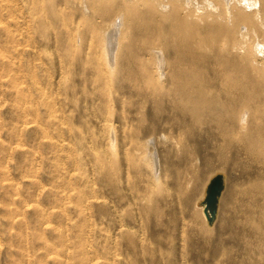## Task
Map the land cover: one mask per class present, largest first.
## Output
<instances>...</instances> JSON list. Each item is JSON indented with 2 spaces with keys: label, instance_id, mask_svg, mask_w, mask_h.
Listing matches in <instances>:
<instances>
[{
  "label": "rangeland",
  "instance_id": "rangeland-1",
  "mask_svg": "<svg viewBox=\"0 0 264 264\" xmlns=\"http://www.w3.org/2000/svg\"><path fill=\"white\" fill-rule=\"evenodd\" d=\"M260 5L0 0V264H264ZM182 40L203 61L191 46L182 61Z\"/></svg>",
  "mask_w": 264,
  "mask_h": 264
},
{
  "label": "bare ground",
  "instance_id": "bare-ground-1",
  "mask_svg": "<svg viewBox=\"0 0 264 264\" xmlns=\"http://www.w3.org/2000/svg\"><path fill=\"white\" fill-rule=\"evenodd\" d=\"M260 1H261V5H260V8H259V10H258V11H260V12H258L257 15L261 14V12H264V0H260ZM241 14H242L241 16H236V20L239 19V18L245 20L246 23L249 25L248 29L250 28V29H252V30H256V29L258 28L259 24L257 23V21H255L256 16H254V15L251 14V13L244 12V11H242ZM214 22H215V24H216V23H217V20L215 19ZM215 24H214V25H215ZM223 29H224V28H223ZM221 30H222V27H221L220 31H221ZM221 32H223V30H222ZM225 32H226V37H227V32H228V31H225ZM227 40H228V37H227ZM188 43H189V44H188ZM181 45H182L181 50H180V54H181L180 57H181V59H183V58L185 59V56H183V58H182V54H186V53H185V52H186V51H185L186 48H184V47L189 46V49H190V46H191V47H194V48H191V49H190V52L193 53V56H192V57L189 56L190 58H188V59H190V62H189V63H190V66H191L192 64L196 66V64H197L198 62L203 61V58H201L200 56H204V54H203L202 51L198 50V49L203 48V45H202V44H194V43H190V42H186V41L182 40V41H181ZM224 45H225L226 47H229L228 50H227V48H225L228 52H225L226 54L223 55V56H219L220 59H219V58H218V59L221 60V61H219V62H223V65L225 64V66H226V65L228 66V64L236 65V68H237V67L240 65L241 61H242V60L238 61V58H240V57H242V56H240V54H238V53H236V52H235V54L233 55V53H232L231 50H234V49H236V48L238 49V48H241V47H242L241 50L243 51V48H244V47H243V46L232 47V46H234V45H232V43L229 44L228 41L223 42V43H222V46H224ZM204 46H205V43H204ZM216 48H217V47H216ZM217 49H218V48H217ZM237 49H236V50H237ZM222 50H224V49H222ZM241 50H240V51H241ZM216 51H217V50H216ZM217 52H218V51H217ZM243 52H245V51H243ZM243 52H242V53H243ZM222 53H223V52H222ZM246 53H247V52H246ZM247 55H248V54H247ZM187 57H188V56H187ZM243 58H244V57H243ZM184 59H183L182 61H184ZM188 59H187V61H189ZM209 61H210V60H209ZM193 65H192V66H193ZM199 65H200V64H199ZM201 65H202V63H201ZM203 65H204V64H203ZM209 65H210V64H209ZM182 66H183V64H182ZM227 66H226V67H227ZM184 67H185V64H184ZM186 67H189V66H186ZM202 67L204 68V66H202ZM241 67H243V66H241ZM241 67H240V68H241ZM192 68H193V67H192ZM222 68L225 69L224 67H222ZM222 68L220 67V70H222ZM227 68H228V67H227ZM240 68H239V69H240ZM181 69H182V71H184L183 68H181ZM181 69H180V75H182V76L179 77V79L181 78V80L179 81V83H181V81H182V83H183L185 80L187 81L188 79H186L185 77H186L187 75H189L188 73H187V75H186V72H185V73L182 72ZM186 69H188L187 72L190 70L189 72L191 73V67L186 68ZM186 69H185V70H186ZM194 69H196V68H194ZM194 69H192V71H194V73H195V75H196V74L198 73V71H197V70L195 71ZM197 69L200 70L199 67H198ZM207 69L209 70V73L207 72V74H210V76H211V73H210V72H211V71H210V67L206 68V70H207ZM242 69H243V71L245 70L244 68H241L240 70L242 71ZM201 70H202V69H201ZM232 70H233V69H232ZM240 70H238V71H240ZM178 71H179V70H178ZM224 71H225V70H224ZM238 71H237V72H238ZM202 72H203V71H202ZM213 72H214V71H213ZM213 72H212V73H213ZM220 72H221V71H220ZM235 72H236V71H235ZM199 73H200V72H199ZM205 73H206V72H205ZM222 73H223V76H224V75H225V74H224L225 72H222ZM241 73L243 74L244 72H241ZM192 74H193V73H192ZM192 74H190V75H192ZM207 74H206V75H207ZM193 75H194V74H193ZM203 75L205 76V74H203ZM221 75H222V74H221ZM243 75H245V74H243ZM197 76H198V74H197ZM197 76H196V77H197ZM204 76H203V77H204ZM188 77H189V76H188ZM192 77H193V76H192ZM198 77L200 78V76H198ZM242 77H243V76H242ZM244 77H245V76H244ZM189 78H190V77H189ZM194 78H195V77H194ZM204 78H206V77H204ZM211 78H212V77H211ZM214 78H215V76H214ZM214 78H213V79H214ZM179 79H177V80H179ZM191 79H192V78H191ZM191 79H189V80H191ZM196 79H197V78H196ZM201 79H202V77H201ZM201 79H200V80H201ZM206 79H207V78H206ZM213 79H212V81H213ZM245 79H246V78H245ZM245 79H244V80H245ZM193 80H194V79H193ZM193 80H191V83H190V84H192ZM197 80H198V79H197ZM197 80H196L195 82H197ZM207 80L209 81V79H207ZM186 81H185V82H186ZM198 81H199V80H198ZM203 81L205 82V79H204ZM203 81H202V82H203ZM246 81H247V80H246ZM246 81L244 82V87H243V89L245 88V90H247V87H245V83H246ZM185 82H184L183 84H185ZM187 82H188V81H187ZM202 82H201V84H202ZM209 82H211V80H210ZM213 82H215V81H213ZM213 82H211V83H213ZM216 82H217V81H216ZM241 82H242V81H241ZM247 82H248V81H247ZM176 83H177V82H176ZM198 83H199V82H198ZM206 83H207V82H206ZM206 83H205V85H208V86H209V84H206ZM211 83H210V84H211ZM194 84H195V83H194ZM194 84H193V86H194ZM213 84H214V83H213ZM246 84H247V86H250V85H248V83H246ZM181 85H182V84H181ZM196 85H197V87H198V86H200V83H199V85L196 83ZM203 85H204V84H202V86H203ZM205 85H204L203 88L206 89L209 93H210V91L214 90V92H215V91H216V93L220 92L219 94H221V92L223 91L221 88H219V87L217 86V84L211 85V90H210L209 88H205V87H206ZM185 86H188V85H185ZM202 86H201V87H202ZM208 86H207V87H208ZM176 87H178V86L176 85ZM197 87H192V89H193V88L196 89ZM179 88L183 90V88H181V87H179ZM185 88H186V87H185ZM189 88H190V87L188 86V89H189ZM198 88H200V87H198ZM217 88H218V90H217ZM176 89H177V88H176ZM195 89H193V90L195 91ZM208 89H209L210 91H209ZM248 89H250V87H248ZM182 90H180V91H181V92H183V91H185V90L187 91V89H184L183 91H182ZM189 90H190V89H189ZM199 90H200V89H199ZM241 90H242V88H241ZM176 91H179V90H176ZM190 91H191V90H190ZM194 91H193V92H194ZM204 91H205V90H204ZM237 91H238V89H237ZM259 91H260V90H259ZM188 92H189V91H188ZM201 92H203V91H201ZM235 92H236V91H235ZM235 92H233V93H235ZM247 92H248V91H247ZM203 93H205V92H203ZM211 93H212V92H211ZM230 93H232V92H230ZM233 93H232V94H233ZM237 93H239V91H238ZM237 93H235L236 96H237ZM243 93H244V92H243ZM243 93H242V94H243ZM179 94H180V93H178V95H179ZM183 94H184V93H183ZM183 94H182V95H183ZM194 94H195V93H193V95H194ZM199 94H200V93H199ZM199 94L196 93V95H199ZM207 94H208V93H207ZM214 94H215V93H214ZM214 94H213V95H214ZM227 94H229V93H227ZM245 94H246V93H245ZM252 94H253V93H252ZM254 94H255V93H254ZM258 94H259V92H258ZM176 95H177V93H176ZM186 95L189 96V94H186ZM186 95H185V96H186ZM190 95H191V93H190ZM193 95H192V96H193ZM196 95H195V96H196ZM203 95H204V94H203ZM235 95H234V96H235ZM248 95H249L248 97L251 96L250 93H248ZM262 95H263V94H262ZM214 96H215V95H214ZM216 96H217V94H216ZM236 96H235V98H236ZM239 96H240V95H239ZM252 96H253V95H252ZM255 96H257V95H255ZM255 96H253V97H255ZM258 96H259V95H258ZM258 96H257V97H258ZM176 97H177V96H176ZM176 97H175V98H176ZM199 97H200V96H199ZM201 97H202V94H201ZM201 97H200V98H201ZM248 97H246V98H248ZM257 97H256V98H257ZM179 98H181V96H179ZM179 98H178L177 100H182V99H179ZM182 98H183V96H182ZM187 98H188V97L185 98L186 101H187ZM190 98H191V96H190ZM190 98H188V99H189V102H190ZM192 98H193V97H192ZM192 98H191V99H192ZM196 98H197V97H196ZM196 98H195V99H196ZM217 98H218V97H216V99H217ZM244 98H245V97H244ZM256 98H255V99H256ZM204 99H206V98L204 97ZM219 99H220V98H219ZM257 99H259V98H257ZM260 99H261V98H260ZM192 100H193V99H192ZM201 100H202V98H201ZM210 100H212V99H211V96H210ZM213 100H215V99H213ZM175 101H176V100H174V102H175ZM198 101H199V100L197 99L196 103H197ZM205 101H207V100H205ZM205 101H204V102H205ZM215 101H216V100H215ZM215 101H214V102H215ZM220 101H221V100H220ZM220 101H218L219 104H220ZM255 101H257V100H255ZM180 102H182V101H180ZM193 102H194V101H193ZM242 102H243V101H242ZM253 102H254V100H253ZM257 102L259 103V100H258ZM257 102H255L256 105H257ZM260 102L262 103V100H261ZM186 103H187V102H186ZM222 103H223V102H222ZM187 104L189 105L190 103H187ZM192 104H193V103H192ZM197 104H198V103H197ZM197 104H196V106H197ZM200 104H201V103H200ZM204 104H205V103H204ZM207 104H208V102H207ZM210 104H211V103H210ZM212 104H213V102H212ZM262 104H263V103H262ZM262 104H261V105H262ZM182 105H183V104H182ZM185 105H186V104H185ZM177 106H178V105H177ZM179 106H181V104H179ZM190 106H191V105H190ZM196 106H194V107L196 108ZM199 106H200V105H199ZM201 106H203V105H201ZM206 106H207V105H206ZM252 106H253V105H252ZM263 106H264V104H263ZM185 107H186V106H185ZM192 107H193V105H192ZM214 107H215V106H214ZM261 107H262V106H261ZM181 108H182V107H181ZM215 108H216V107H215ZM257 108H258V107H257ZM209 109H211L210 106H209ZM217 109H218V108H217ZM180 110H181V109H180ZM256 110H257V109H256ZM212 111H213V110H212ZM219 111H220V110H219ZM219 111H218V112H219ZM258 112H259V111H258ZM181 115H182V114H181ZM255 115H256V114H255ZM260 116H261V115H260ZM262 116H263V115H262ZM262 116H261V117H262ZM245 118H247V117L244 115L243 119L241 120V121H243V123L246 121ZM257 118H258V117H257ZM260 120L263 121V124H264V116H263V118H261ZM260 120H259V121H260ZM249 122H251V121H249ZM255 122H256V121H255ZM237 123H238V122H237ZM239 123H240V122H239ZM241 124H242V123H241ZM246 124H247V123H246ZM257 124H258V123H257ZM234 125H236V123L233 122L232 126H234ZM238 125H239V124H238ZM255 125H256V124H255ZM256 126H257V125H256ZM257 127H258V126H257ZM257 127H256V128H257ZM259 127H260V124H259ZM259 127H258V128H259ZM262 127H263V125L261 126V128H262ZM240 128H241V127H239V129H240ZM254 128H255V127H254ZM232 129H233V128H232ZM232 129H231V130H232ZM234 129H235V128H234ZM235 130H236V129H235ZM253 130H254V129H253ZM258 130H259V129H258ZM254 131H257V130L255 129ZM259 131H261V130H259ZM250 132H251V131H250ZM257 132H258V131H257ZM257 132H256V133H257ZM253 133H254V132H252V134H253ZM256 133H255V134H256ZM257 134H258V133H257ZM246 136H247V135L245 134V137H246ZM251 136H252V135H251ZM257 136H258V135H257ZM254 137H255V135H254ZM255 138H256V137H255ZM257 139H259V140L262 142V144H263V142H264V127H263L262 132H261V133L259 132V138H257ZM257 141H258V140H257ZM260 141H259V142H260ZM263 146H264V145H263Z\"/></svg>",
  "mask_w": 264,
  "mask_h": 264
},
{
  "label": "water",
  "instance_id": "water-1",
  "mask_svg": "<svg viewBox=\"0 0 264 264\" xmlns=\"http://www.w3.org/2000/svg\"><path fill=\"white\" fill-rule=\"evenodd\" d=\"M225 182L222 174L216 175L208 185L204 200V214L210 224L217 218L220 197L224 191Z\"/></svg>",
  "mask_w": 264,
  "mask_h": 264
}]
</instances>
